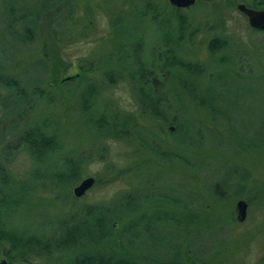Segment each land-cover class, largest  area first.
Here are the masks:
<instances>
[{
  "label": "rangeland",
  "instance_id": "1",
  "mask_svg": "<svg viewBox=\"0 0 264 264\" xmlns=\"http://www.w3.org/2000/svg\"><path fill=\"white\" fill-rule=\"evenodd\" d=\"M149 1L144 15L145 0H0V75L21 89L14 100L0 87V167L16 191L0 203V222L47 241L64 223L80 227L86 210L113 226L105 247L134 252L140 262L264 264V33L236 10L238 3L258 10L264 1L196 0L179 8L187 23L174 55L206 71L171 80L179 72L160 75L158 64L175 11L167 0ZM213 36L228 47L211 55ZM141 59L156 66L150 87L169 101L167 121L142 111L135 92L145 81L136 70ZM127 114L136 127L115 129L133 132L100 133L98 115L120 121ZM36 126L60 145L43 162L20 140ZM68 162L77 180L62 184L54 174ZM88 176L96 183L76 199L69 190ZM238 200L246 205L241 220ZM63 254L47 258L32 247L22 257L52 264Z\"/></svg>",
  "mask_w": 264,
  "mask_h": 264
},
{
  "label": "trees",
  "instance_id": "2",
  "mask_svg": "<svg viewBox=\"0 0 264 264\" xmlns=\"http://www.w3.org/2000/svg\"><path fill=\"white\" fill-rule=\"evenodd\" d=\"M264 0H250L251 3L256 4L257 2H261ZM150 1L145 0L144 5V15H147L149 13L150 8ZM249 6V5H247ZM246 6V7H247ZM171 7V6H170ZM250 7V6H249ZM264 8V7H263ZM175 12L173 13L172 22L173 26L168 28L169 30H166L165 35L161 38L160 43L162 47V54L164 56V59L162 63L158 64V67L160 68V75L163 73L166 75L167 71L174 70L175 72H179V74L174 75L170 74L171 79L176 77H183L185 79L188 78L189 75L195 74V76H198V74L202 73L203 71H206V67L199 62L195 61H187L185 62L182 57L175 56V49L179 45V43L183 39V34L186 27V21L183 19V17L178 13L179 8H171ZM34 14V13H32ZM32 14H30L32 16ZM157 15V13H154V16ZM28 16V17H31ZM34 16V15H33ZM157 19V16L151 17L149 20L152 22ZM178 20V21H177ZM177 22V24L175 23ZM163 28L166 29V25H163ZM208 46L207 49L210 52V54L217 52L220 49H224L228 47V42L225 38L222 37H210V40H208ZM211 54V55H212ZM211 58V57H210ZM219 59H222L219 58ZM218 59V60H219ZM223 60L226 62V64L229 63V60L226 58H223ZM138 63L136 70L141 67L142 70V77L145 80L142 82V87L135 90L136 96H138L139 101L144 103L143 105V113L147 114L151 110V115H154L155 117L158 115H161L164 119V121H167L164 118L165 112L171 108L169 101H165V98L161 97L159 93H154L151 91V82L154 81L155 70L153 67H156L153 63L149 66L146 65L142 59L136 61ZM218 62V61H217ZM233 63V61H232ZM212 64V63H211ZM220 64V63H219ZM213 65V64H212ZM225 71V70H224ZM227 71V70H226ZM225 71V73H227ZM182 83L185 84L184 81ZM147 84V85H146ZM146 85V88H145ZM186 85V84H185ZM0 86L7 87L8 90H10L12 87H18L17 81L14 79H6V77L0 75ZM16 92V91H15ZM87 95H94L95 90L89 88L86 90ZM80 97V96H79ZM17 97L15 96L14 100ZM82 98V97H80ZM142 99V100H141ZM19 102V101H18ZM82 103H86V100L82 98ZM9 106L6 105L4 102L2 105V110L7 109ZM85 108V105H84ZM88 109V106L86 105V108ZM153 112V113H152ZM118 116V115H117ZM114 117L112 121H109L105 119L103 116L98 115L97 117V123L100 127V130H98L100 133H110L109 135H112L114 137H117L122 134H126L127 132H133V131H124L120 129H115L117 125H120L121 123L129 124V126L133 127L135 125L134 121L132 120L131 115H125L121 116L118 120V117ZM158 118V117H157ZM117 120L119 121L117 123ZM43 128V129H42ZM29 130H26L23 132V135L20 137V140L22 143L26 144V150L30 153L31 157L33 158L34 162L37 161H44L48 156L55 154L57 152V149H60V145H58L56 138H52L51 134L47 132V130H44V127L36 126L33 127V129L28 128ZM125 132V133H124ZM139 138V137H138ZM140 139V138H139ZM142 140V139H141ZM164 154L162 151L160 155ZM153 158L155 157L157 160L160 159L161 156L155 155L154 152H152ZM177 155H172V158H181L176 157ZM171 159V158H170ZM64 169L61 171H58L54 174V177L57 180H60L62 184L67 183H73L75 180H77V173L76 167L71 162L64 164ZM1 168V167H0ZM1 170H4L3 172L0 171V173L4 174V179L0 183V203L5 201L7 193H11L12 197H16V191L14 189L9 188V185L6 182L7 174H5L6 170L5 168H1ZM9 176V175H8ZM53 176H51L52 178ZM96 183V181H95ZM5 186V187H4ZM26 187L20 186L17 190L19 194H24L26 192ZM13 204H16V201L13 202ZM80 211V210H79ZM79 211L77 213H79ZM82 214L84 213L82 221H79L81 223V226H77L76 223H64V225L59 230V234L56 236V234H52L49 239L44 240L42 238V235H28L25 236V234H20L14 232V230L8 229L7 227L3 226V224L0 222V243H2L4 246V255L5 258L11 259L15 261V263L18 262H27L23 256L24 252L30 248H35L37 251V255L44 254V256H47V258H50L53 254H60L61 252H65L64 259H61L59 262L55 261L52 264H148L146 261L140 262L139 258L134 257L131 251H127L126 253L120 252L118 249L114 247V245H110L112 249L109 247H105V244L107 240L111 239L112 237V227L106 224V219L104 216L100 215L94 216L91 219L92 211L86 212V210H81ZM143 213L141 216L143 217ZM1 245V244H0ZM127 245H129L127 243ZM130 246V245H129ZM105 247V248H104ZM131 248V246H130ZM151 261V260H150ZM153 262V261H152ZM27 264V263H26Z\"/></svg>",
  "mask_w": 264,
  "mask_h": 264
},
{
  "label": "water",
  "instance_id": "3",
  "mask_svg": "<svg viewBox=\"0 0 264 264\" xmlns=\"http://www.w3.org/2000/svg\"><path fill=\"white\" fill-rule=\"evenodd\" d=\"M196 0H167L168 4L172 8H182L193 6ZM202 1H209V0H202ZM236 10L242 13L245 16L247 26L251 29H255L256 31H261L264 33V8L255 10L251 7H246L243 3H238L236 5ZM171 129V128H170ZM92 176H88L86 178H82L78 180L79 182L77 185L73 186L71 189L72 195L78 199L79 197L85 195L87 190L94 184L95 180ZM236 208V217L237 219H243L245 215V208L246 205L242 200H238L235 204ZM0 264H26L25 262H6L4 259H0Z\"/></svg>",
  "mask_w": 264,
  "mask_h": 264
},
{
  "label": "flooded vegetation",
  "instance_id": "4",
  "mask_svg": "<svg viewBox=\"0 0 264 264\" xmlns=\"http://www.w3.org/2000/svg\"><path fill=\"white\" fill-rule=\"evenodd\" d=\"M172 8V7H171ZM0 87H3V86H0ZM14 89H16V90H14V89H10V93L9 94H11V96L13 97V98H15V96L16 97H18V94H20L21 93V89H19L17 86L16 87H13ZM16 91V92H15ZM2 92V91H1ZM3 97V96H2ZM19 98V97H18ZM20 99V98H19ZM6 103V102H5ZM3 109V108H2ZM79 182V181H78ZM77 182V183H78ZM77 185V184H76ZM75 185V186H76ZM73 187V186H72ZM91 188V187H90ZM89 188V189H90ZM72 189V188H71ZM70 192H71V190H69ZM87 192H88V190H87ZM86 192V193H87ZM85 193V194H86ZM73 196V195H72ZM8 261H12V262H15V261H13V260H11V259H9ZM8 261H6V262H8Z\"/></svg>",
  "mask_w": 264,
  "mask_h": 264
}]
</instances>
